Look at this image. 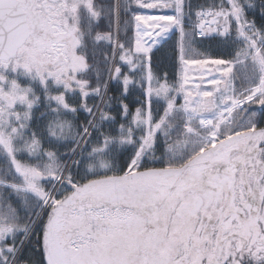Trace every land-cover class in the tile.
<instances>
[{
	"label": "snow or ice",
	"instance_id": "6c2138e0",
	"mask_svg": "<svg viewBox=\"0 0 264 264\" xmlns=\"http://www.w3.org/2000/svg\"><path fill=\"white\" fill-rule=\"evenodd\" d=\"M0 264H264V0H0Z\"/></svg>",
	"mask_w": 264,
	"mask_h": 264
},
{
	"label": "trees",
	"instance_id": "16d2710c",
	"mask_svg": "<svg viewBox=\"0 0 264 264\" xmlns=\"http://www.w3.org/2000/svg\"><path fill=\"white\" fill-rule=\"evenodd\" d=\"M175 39V38H174ZM173 52L172 44L165 45L159 51H156L153 56L154 62L160 64L161 67H164L166 70L172 63Z\"/></svg>",
	"mask_w": 264,
	"mask_h": 264
}]
</instances>
